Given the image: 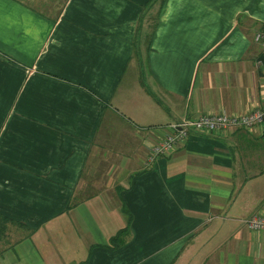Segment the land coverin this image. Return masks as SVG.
Wrapping results in <instances>:
<instances>
[{
	"label": "crops",
	"instance_id": "1",
	"mask_svg": "<svg viewBox=\"0 0 264 264\" xmlns=\"http://www.w3.org/2000/svg\"><path fill=\"white\" fill-rule=\"evenodd\" d=\"M262 28L264 0H0V264H264V120L145 160L264 110Z\"/></svg>",
	"mask_w": 264,
	"mask_h": 264
},
{
	"label": "built area",
	"instance_id": "2",
	"mask_svg": "<svg viewBox=\"0 0 264 264\" xmlns=\"http://www.w3.org/2000/svg\"><path fill=\"white\" fill-rule=\"evenodd\" d=\"M253 40L264 47V28L254 32ZM263 120V109H254L246 114L237 115L220 111L215 114H200L193 119H181L169 124L167 132L159 140L148 145L146 163L152 162L156 157L167 155L178 141L185 139L191 132L211 133L233 128L249 129ZM243 223L248 229L264 231V215H251L244 219Z\"/></svg>",
	"mask_w": 264,
	"mask_h": 264
},
{
	"label": "trees",
	"instance_id": "3",
	"mask_svg": "<svg viewBox=\"0 0 264 264\" xmlns=\"http://www.w3.org/2000/svg\"><path fill=\"white\" fill-rule=\"evenodd\" d=\"M123 212H124V208L121 207ZM127 222L129 220V217H127ZM128 232V227L127 225L124 226L123 228L119 229L113 236H111L109 238V247H114L116 245H118L119 243H121L123 241V239L125 238L126 234Z\"/></svg>",
	"mask_w": 264,
	"mask_h": 264
}]
</instances>
